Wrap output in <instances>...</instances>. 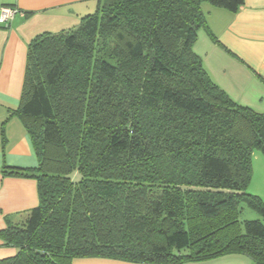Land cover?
I'll return each instance as SVG.
<instances>
[{
  "label": "trees",
  "instance_id": "trees-1",
  "mask_svg": "<svg viewBox=\"0 0 264 264\" xmlns=\"http://www.w3.org/2000/svg\"><path fill=\"white\" fill-rule=\"evenodd\" d=\"M98 0L79 26L29 45L18 109L37 165L39 204L5 217L0 264L110 259L186 264L239 255L264 264V221L240 220L264 113L222 90L194 51L205 4Z\"/></svg>",
  "mask_w": 264,
  "mask_h": 264
},
{
  "label": "crops",
  "instance_id": "crops-1",
  "mask_svg": "<svg viewBox=\"0 0 264 264\" xmlns=\"http://www.w3.org/2000/svg\"><path fill=\"white\" fill-rule=\"evenodd\" d=\"M98 0H0L4 8L17 10L7 25L0 24V231L5 217L26 213L39 204L35 180L4 177L5 165L33 168L37 157L18 109L22 96L28 49L44 33H60L80 25L82 18L94 13ZM213 40L201 30L194 51L206 71L235 102L264 113V0H244L236 12L204 5ZM0 239V260L15 255ZM73 264H134L110 259H75ZM186 264H254L239 255Z\"/></svg>",
  "mask_w": 264,
  "mask_h": 264
},
{
  "label": "rangeland",
  "instance_id": "rangeland-1",
  "mask_svg": "<svg viewBox=\"0 0 264 264\" xmlns=\"http://www.w3.org/2000/svg\"><path fill=\"white\" fill-rule=\"evenodd\" d=\"M95 12L96 11H94V13ZM251 162H252V176H251V180L248 185L247 192L248 194L257 196L264 203V154L263 152L259 149H254L252 152V156H251ZM241 209L242 210H241L240 220L242 222L252 221V220L264 221L260 212L257 209L249 206L248 204L244 203Z\"/></svg>",
  "mask_w": 264,
  "mask_h": 264
},
{
  "label": "built area",
  "instance_id": "built-area-1",
  "mask_svg": "<svg viewBox=\"0 0 264 264\" xmlns=\"http://www.w3.org/2000/svg\"><path fill=\"white\" fill-rule=\"evenodd\" d=\"M17 14V10L12 8H4L0 17V24L7 26Z\"/></svg>",
  "mask_w": 264,
  "mask_h": 264
}]
</instances>
